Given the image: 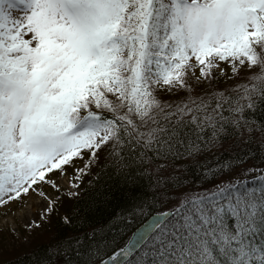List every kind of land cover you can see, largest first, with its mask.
Segmentation results:
<instances>
[{
  "label": "snow or ice",
  "instance_id": "obj_1",
  "mask_svg": "<svg viewBox=\"0 0 264 264\" xmlns=\"http://www.w3.org/2000/svg\"><path fill=\"white\" fill-rule=\"evenodd\" d=\"M217 72L243 82L218 91ZM260 110L264 0H0V208L36 195L50 219L53 177L79 180L102 154L155 165L162 205L150 218L137 205L118 248L106 237L124 221L59 238L36 264H264V163L214 151L264 137ZM184 159L204 161L199 185L173 179Z\"/></svg>",
  "mask_w": 264,
  "mask_h": 264
},
{
  "label": "trees",
  "instance_id": "obj_2",
  "mask_svg": "<svg viewBox=\"0 0 264 264\" xmlns=\"http://www.w3.org/2000/svg\"><path fill=\"white\" fill-rule=\"evenodd\" d=\"M239 82H243V74L240 78L225 80L216 79L213 83L219 88L230 89ZM256 121H264V110L250 114ZM247 139V136H245ZM264 137H254V143L245 145L243 140L239 141V147H233L237 141L228 140L224 144L227 152L221 154L220 145L217 144L214 151L219 155L220 159L232 157L235 159L237 155L247 161L241 165L249 167L252 163H264V153L261 152L260 144ZM203 160L197 161L193 159H184L176 163L173 171V179L177 177H187L184 180L185 184L196 183L199 185L203 182L201 177L200 164ZM151 167H144L139 163L132 165L129 168L117 169L110 161H106L105 157L96 166L93 174L86 179L82 186V190L78 196L70 198L66 201L67 211L64 218H55L52 222V238L24 253L16 258L6 261L2 264H36L38 259L45 256L47 246L55 243L59 238L66 236L79 235L85 236L94 230L101 235L108 233V229L115 224H121L120 228L114 233H108L106 239L111 240L114 235L119 240V246L124 244V240H120L123 233H127V239L133 230L139 226L140 219L133 216L136 212L139 216L137 205L143 204V216L149 217V214L156 213L162 205L156 203V199L160 198V193L157 192L156 177ZM121 171L125 174L132 173L131 179L125 180V176L121 175ZM135 189L136 197L130 198V189ZM110 193V194H109ZM167 199V197H163ZM115 216V218H113ZM65 217H70L71 224L65 223ZM103 229V232H101ZM99 238V237H98Z\"/></svg>",
  "mask_w": 264,
  "mask_h": 264
},
{
  "label": "rangeland",
  "instance_id": "obj_3",
  "mask_svg": "<svg viewBox=\"0 0 264 264\" xmlns=\"http://www.w3.org/2000/svg\"><path fill=\"white\" fill-rule=\"evenodd\" d=\"M226 71L228 75L231 76V69H226ZM218 79L225 80L226 82L229 81L226 77H220L217 72V80ZM212 87L218 91L225 90L224 88H219L218 85L216 86L213 82ZM197 90L199 91L200 89ZM182 95L183 93L173 97L165 94L164 98L178 101ZM103 158L104 156L102 154L99 162L93 165L87 174L79 180L75 179L76 171L73 167H67L66 175L61 176L57 173V175L53 177L60 187V199L56 211L51 214L50 219H42L45 213L46 202L36 195H33L21 203H13L7 208H0V264L27 253L36 246L52 238L53 219L64 218L68 207L66 201L79 195L86 179L93 174L96 166ZM85 159H87V157H85ZM83 164V161H77L76 167L82 168ZM61 180L65 182L61 183ZM74 185H78V187ZM44 190L52 196L57 195L50 187L45 186ZM30 201L37 202L32 203ZM28 221H33L34 223L29 226ZM36 223L41 224L42 227L37 228L35 226Z\"/></svg>",
  "mask_w": 264,
  "mask_h": 264
},
{
  "label": "water",
  "instance_id": "obj_4",
  "mask_svg": "<svg viewBox=\"0 0 264 264\" xmlns=\"http://www.w3.org/2000/svg\"><path fill=\"white\" fill-rule=\"evenodd\" d=\"M154 214H155V213H154ZM148 218H150V216H149ZM140 226H141V224H140L136 229H138ZM136 229H135L133 232H135ZM133 232H132V233H133ZM132 233H131V235H132ZM131 235H130V236H131ZM130 236H129V237H130Z\"/></svg>",
  "mask_w": 264,
  "mask_h": 264
},
{
  "label": "bare ground",
  "instance_id": "obj_5",
  "mask_svg": "<svg viewBox=\"0 0 264 264\" xmlns=\"http://www.w3.org/2000/svg\"><path fill=\"white\" fill-rule=\"evenodd\" d=\"M60 182H61V183H64L65 181L61 180ZM30 202H32V203H36L37 201H30Z\"/></svg>",
  "mask_w": 264,
  "mask_h": 264
}]
</instances>
